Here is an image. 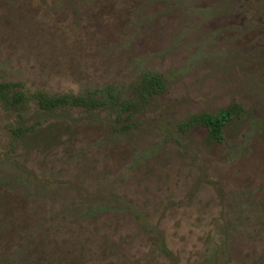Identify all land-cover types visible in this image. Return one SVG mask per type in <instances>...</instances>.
<instances>
[{
    "label": "rangeland",
    "instance_id": "1",
    "mask_svg": "<svg viewBox=\"0 0 264 264\" xmlns=\"http://www.w3.org/2000/svg\"><path fill=\"white\" fill-rule=\"evenodd\" d=\"M145 70L166 89L126 121L23 110L41 124L14 144L0 108V264H264V0H0V76L24 90ZM231 102L222 142L178 129Z\"/></svg>",
    "mask_w": 264,
    "mask_h": 264
},
{
    "label": "trees",
    "instance_id": "2",
    "mask_svg": "<svg viewBox=\"0 0 264 264\" xmlns=\"http://www.w3.org/2000/svg\"><path fill=\"white\" fill-rule=\"evenodd\" d=\"M166 81L163 75L152 70H145L131 84L128 89L112 84L88 87L73 92L49 93L44 90H24L20 82L5 80L0 76V108L7 112L15 113L17 125L9 127L11 138L18 142L23 137L32 134L40 126V121L24 123L22 112L32 109L40 111H54L60 109L82 108L87 111L110 110L116 115L117 121H126L143 110L146 103L157 94L165 91ZM242 106L238 102H231L217 112H199L189 115L180 121L178 129L182 132L191 127L200 125L207 129V139L211 142L220 143L224 140V129L231 119L240 117ZM128 127V123L124 125ZM264 210V207L260 210ZM260 228L264 233V222ZM254 233V232H251ZM259 233V232H258ZM228 236H226V240ZM219 246V245H218ZM216 245V247H218ZM164 252L170 255L169 250L163 247ZM216 252V249L214 250Z\"/></svg>",
    "mask_w": 264,
    "mask_h": 264
}]
</instances>
